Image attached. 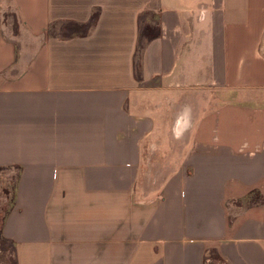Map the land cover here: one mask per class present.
<instances>
[{
	"label": "crops",
	"instance_id": "0c3cea01",
	"mask_svg": "<svg viewBox=\"0 0 264 264\" xmlns=\"http://www.w3.org/2000/svg\"><path fill=\"white\" fill-rule=\"evenodd\" d=\"M12 177L14 264H264V0H0Z\"/></svg>",
	"mask_w": 264,
	"mask_h": 264
},
{
	"label": "rangeland",
	"instance_id": "374dc122",
	"mask_svg": "<svg viewBox=\"0 0 264 264\" xmlns=\"http://www.w3.org/2000/svg\"><path fill=\"white\" fill-rule=\"evenodd\" d=\"M8 21L12 33L15 34L17 30L16 22L14 21L12 16L9 17ZM83 31H85L84 28L60 26L53 28L50 33H60L62 35H69V34L83 33ZM14 187H15V178L12 177V179H9L7 181L6 186L3 188L2 192L0 193V198L2 199L0 203V228L4 216L9 209V206L13 202ZM0 264H14L12 247L8 242L4 241L1 237H0ZM206 264H220V263L217 262L216 256L214 254H211Z\"/></svg>",
	"mask_w": 264,
	"mask_h": 264
},
{
	"label": "trees",
	"instance_id": "16d2710c",
	"mask_svg": "<svg viewBox=\"0 0 264 264\" xmlns=\"http://www.w3.org/2000/svg\"><path fill=\"white\" fill-rule=\"evenodd\" d=\"M217 261H218V259H217Z\"/></svg>",
	"mask_w": 264,
	"mask_h": 264
}]
</instances>
